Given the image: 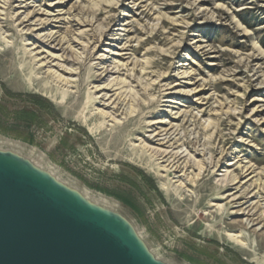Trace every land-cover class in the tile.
I'll use <instances>...</instances> for the list:
<instances>
[{
    "label": "rangeland",
    "instance_id": "374dc122",
    "mask_svg": "<svg viewBox=\"0 0 264 264\" xmlns=\"http://www.w3.org/2000/svg\"><path fill=\"white\" fill-rule=\"evenodd\" d=\"M0 147L168 264H264V0H0Z\"/></svg>",
    "mask_w": 264,
    "mask_h": 264
},
{
    "label": "water",
    "instance_id": "95a60500",
    "mask_svg": "<svg viewBox=\"0 0 264 264\" xmlns=\"http://www.w3.org/2000/svg\"><path fill=\"white\" fill-rule=\"evenodd\" d=\"M0 264L168 263L125 216L0 147Z\"/></svg>",
    "mask_w": 264,
    "mask_h": 264
},
{
    "label": "bare ground",
    "instance_id": "6f19581e",
    "mask_svg": "<svg viewBox=\"0 0 264 264\" xmlns=\"http://www.w3.org/2000/svg\"><path fill=\"white\" fill-rule=\"evenodd\" d=\"M23 8H26V7H23ZM40 15V13L38 12V11H30L29 13H27V15L25 16V18L23 19V21H22V24H24V23H28V22H31L32 24H34V23H38V22H41V26L43 27L44 25H46L45 24V22H42L41 21V19H36L38 16ZM30 23V24H31ZM80 25H81V27H91V25H92V22L90 21V20H88V21H86L85 19H84V21L82 22V23H80ZM120 30H122V29H120ZM35 31V29L33 30V32ZM47 39H49L47 42H50V41H52L53 39H54V37H51V34L50 35H48L47 36ZM53 42H55V40L53 41ZM71 48V47H70ZM103 52H107V51H103ZM41 62V61H40ZM44 64V63H43ZM42 66V65H41ZM67 70V69H66ZM112 71V70H111ZM111 71L109 70V73H108V75L111 73ZM67 72V74H69V75H72V74H74V72H72V71H66ZM54 73V75H56V77L60 80V81H62V82H67V83H71V80L67 77V78H65V77H63L62 75H58L57 76V73L58 72H53ZM107 75V76H108ZM125 85V83L123 82V80H120V81H117L116 82V84H108L107 86H105V89L106 88H108V89H110V90H114V91H118V90H122L123 89V87H120L121 85ZM115 88V89H114ZM117 88V89H116ZM121 92V91H120ZM121 93H123V92H121ZM104 97H107V95H104L103 96V98ZM111 99H112V97H110V102H111ZM104 106H106V105H104ZM99 114H101L102 115V117H104L105 119H107V120H110V119H112L111 121H113L114 119H115V117H113L112 116V114H110L109 112H106V111H104V110H102V111H100L99 112ZM156 124V123H155ZM166 133V132H165ZM170 134V133H169ZM155 136V135H154ZM156 136H159V133L156 135ZM168 136V135H167ZM166 137V136H165ZM164 138V137H163ZM168 138V137H167ZM171 138V137H170ZM158 140V139H157ZM169 145V144H168ZM162 147V146H161ZM166 151H167V149H166ZM163 152V151H162ZM174 152V151H173ZM171 153V152H170ZM170 153H168L167 155H166V153H164L163 152V155H165V158L167 157V156H169L170 155ZM155 154V153H154ZM157 155H158V153H157ZM159 156V155H158ZM177 156V155H176ZM156 157V156H155ZM180 157V156H179ZM175 159H176V157H175ZM174 160V159H173ZM188 160V159H187ZM190 160L191 161H194V158L191 156L190 157ZM165 161V160H164ZM166 162V161H165ZM182 162V161H181ZM186 164V163H185ZM193 164V163H192ZM179 165V164H178ZM176 163H174L173 165H172V162L167 166V168L168 169H166L165 171L167 172V173H178L182 168L180 167V166H178ZM186 167V166H185ZM185 171V170H184ZM174 173V174H175ZM255 173V171H251V168L250 169H248L247 171H246V173H245V175H247V177H250L252 174H254ZM228 176H229V174L227 173V175H226V177H225V179L223 180V182L226 184V183H228L229 182V185L230 186H234V185H236L237 184V182H236V180H237V178H235V177H230L229 176V178H228ZM182 178V177H181ZM228 178V179H227ZM183 185H185L183 182H181V184H180V187L181 186H183ZM179 186V185H178ZM226 186V185H225ZM230 193V192H229ZM228 193V195H227V199L229 198V197H232V196H234V194H232V193H230L229 194ZM241 198V197H240ZM237 200V198L235 197L234 199H232L230 202H229V204L231 205V206H234L235 205V201ZM250 224H252V222L248 219L247 220V226H249Z\"/></svg>",
    "mask_w": 264,
    "mask_h": 264
}]
</instances>
